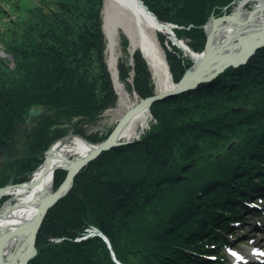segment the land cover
<instances>
[{
	"label": "trees",
	"instance_id": "trees-1",
	"mask_svg": "<svg viewBox=\"0 0 264 264\" xmlns=\"http://www.w3.org/2000/svg\"><path fill=\"white\" fill-rule=\"evenodd\" d=\"M1 1L8 7L0 3V43L13 65L0 57V152L28 107L55 112L37 121L22 156L5 161L0 154V187L10 179L27 182L48 146L69 134L104 139L108 131L92 128L116 102L103 0ZM142 1L159 21L182 27L173 28L175 35L201 51L209 15H221L239 0ZM158 39L178 82L190 61L170 41L166 46L164 35ZM120 43V80L140 98L152 95L141 52L129 54L123 34ZM150 111L155 122L139 140L102 151L76 174L46 212L37 254L27 264H117L112 252L123 264H213L193 252L212 251L205 243L221 238L214 228L228 227L239 214L235 208H247L243 200L264 192V46L245 64L153 102ZM65 175L55 171L54 189ZM92 227L111 248L100 235L87 236Z\"/></svg>",
	"mask_w": 264,
	"mask_h": 264
},
{
	"label": "bare ground",
	"instance_id": "bare-ground-1",
	"mask_svg": "<svg viewBox=\"0 0 264 264\" xmlns=\"http://www.w3.org/2000/svg\"><path fill=\"white\" fill-rule=\"evenodd\" d=\"M107 2L128 13L133 28V33L130 34L132 46L141 49L152 68L157 90L170 89L173 86V80L163 53L154 38L155 31L168 34V28L148 14L138 0H106ZM246 3L247 1L242 2L223 19H209L205 27L206 44L200 52L192 54L193 63L179 83L180 86H186V83L191 82L194 72L199 68L202 71L201 75L205 77L228 61L244 57L248 54L244 47L248 43L255 45L256 40L261 38L259 33L264 30V1L259 0L253 3L252 8L244 12ZM248 35L250 41L246 39ZM239 50L241 52H238ZM185 54L189 55L187 51ZM10 58L11 62L12 56ZM201 59L207 60V64L200 63ZM200 64H202L201 67ZM110 68L117 77L114 61L110 64ZM148 115L147 108L133 113L120 129L118 139L126 140L136 136V126L146 123ZM95 149H97L96 144L84 139L73 140L70 144L56 143L51 147L46 161L41 163L29 182L0 192V197L6 194L11 196L0 208V264H14V260L19 262L24 254L29 253L27 247L21 253L19 250L27 241L31 223L39 208L54 190V172L58 168L70 170L78 160ZM71 153L76 154L78 159H72L69 156ZM91 231L94 235L98 234L95 230ZM92 232H88L87 236H90Z\"/></svg>",
	"mask_w": 264,
	"mask_h": 264
},
{
	"label": "rangeland",
	"instance_id": "rangeland-1",
	"mask_svg": "<svg viewBox=\"0 0 264 264\" xmlns=\"http://www.w3.org/2000/svg\"><path fill=\"white\" fill-rule=\"evenodd\" d=\"M244 1H247L246 3V6H245V10L244 12H248L249 9L252 8V5L253 3L255 2H258L259 0H239L238 2L234 3L231 8L224 12L223 14L221 15H209L208 19L204 22V24L202 25V29H203V32H204V35H205V42H204V46L206 44V41H207V35H206V23L209 21V19H217V18H223V17H226L228 16L229 14H231L233 12V10L235 9V7L239 6L242 2ZM264 1V0H262ZM0 3L4 6V9L6 10V8L8 7V5L4 2H2L0 0ZM8 12V11H7ZM126 12V11H125ZM122 9L118 8L117 6L115 5H112L110 3H106V0H103V8H102V19H103V25H102V28L104 30V33H105V36H106V49H105V57H106V65H107V69L109 71V74H110V79H111V83H112V87L114 89V92L116 94V102H115V105L107 110H105L102 114H101V117L99 118V120L97 121V123L93 126V131H96V132H99L100 134H104L106 133L107 134V131H108V135L111 133L112 129L114 128V126L116 125V123L118 122V120L132 107H134L135 105H137L141 100H143L144 98H140L138 96V94L132 89V90H128L125 86V83L122 82L119 78V73H118V68H117V62H118V58L120 57V55H122V51H121V43H120V35L123 34L127 37V40H128V45H127V49H128V52L129 54H132L133 51L135 49H139V51L141 52V49L138 48V47H134L132 46V39L130 37V34H132L133 32V28H132V24H131V21L130 19L128 18V13L126 12L125 13ZM15 15V13H6V17L7 18H12L13 16ZM158 19V18H157ZM159 21V19H158ZM159 23H161L162 25H172V26H169L171 32L174 34L176 40L180 41L181 44H184L186 45V47L188 49H183L181 47H178L176 44H173L172 41H171V38H170V33L168 31V34L166 33H163V32H159V31H155L154 32V38L156 40V42L158 43L159 45V48L161 50V52L163 53V56H164V60H165V63L167 65V68L169 70V67H168V63H167V60H166V56H165V49L163 47V45H161L159 39H158V34H162L165 36L166 38V41L164 42L166 44V46L168 45V42L170 41V43L174 46H176L180 51V56L184 57L185 60H188L190 61V66L192 65L193 63V60L191 58L192 56V53H198L200 51H194L192 50L186 43H185V40H183L182 38H178L174 31H173V28L177 27V28H182V27H178L176 24H173L171 22H162V21H159ZM1 26V25H0ZM189 27V26H188ZM132 28V29H131ZM203 46V48H204ZM188 52L189 55L185 54V52ZM192 52V53H191ZM143 58L145 59L143 53L141 52ZM10 54H8L2 44L0 43V57H3V58H6L8 61H10ZM131 56H129V63H130V66H132V60H131ZM115 62V68H116V76H114V73H113V70L110 68V64L112 62ZM146 61V64L150 70V73H151V78H152V82H153V85H154V94H157L159 92H162V91H158L157 88H156V79L154 78V75H153V71H152V68L149 66V63L148 61L145 59ZM12 65L13 63L10 62ZM189 66V67H190ZM188 67V68H189ZM188 68L186 69V71L188 70ZM185 71V72H186ZM184 72V74H185ZM223 72V71H222ZM169 74L171 76V72L169 70ZM184 74L182 75V77L184 76ZM132 71H130L129 73V79L128 81L130 83H132ZM172 77V76H171ZM181 77V78H182ZM173 80V79H172ZM173 84L177 83V82H174L172 81ZM179 94V93H178ZM150 95V96H152ZM175 95V94H174ZM171 96V95H169ZM148 97V96H147ZM168 97V96H167ZM146 98V97H145ZM165 98V97H164ZM158 101V100H157ZM34 105H41V104H34ZM32 106V105H31ZM45 107V106H44ZM47 108V107H46ZM47 109H50V108H47ZM148 111H149V115H148V118H147V121L146 123L142 124V125H139V126H136V129L135 131L137 132V135L134 136L133 138H129V139H126L127 142H132L134 140H139L147 130L150 129V126L153 122V116L151 114V111H150V106L147 107ZM54 110V109H52ZM55 112V110H54ZM53 112V113H54ZM52 113V114H53ZM50 114V115H52ZM25 116V115H24ZM42 115L38 116L39 119L41 118ZM44 116V115H43ZM49 116V115H48ZM36 117V118H38ZM47 117V116H45ZM38 119V120H39ZM23 120H24V117L22 120L20 121H17L15 124H14V128H13V133H12V136L10 138V140L8 142H10L12 139H15L14 141V144L16 145V147L18 148L19 150V153H18V157L22 156V153L24 152V150L26 149V145L28 144V141L30 139H27L28 138V133H30V131L33 130V128L37 125V123H33L35 126H33L31 123V121H29L27 124H25L24 126H22V123H23ZM37 120V121H38ZM36 121V122H37ZM33 126V127H32ZM30 129V131H28V129ZM98 133V134H99ZM106 135V137L108 136ZM105 137V138H106ZM104 138V139H105ZM76 139H84L78 135H75V134H69L68 136H66L65 138H63L62 140H57V141H54L53 143H51V145L48 146V148L44 151V159L42 162H45L44 160L48 157V153L51 149V147L56 144V143H64V144H70L71 141L73 140H76ZM104 139H102L101 141H103ZM86 140V139H84ZM87 141V140H86ZM101 141L99 142H90L92 144H99ZM7 142V143H8ZM6 143V144H7ZM16 156V157H17ZM72 159H75L77 158L76 154L74 153H71L69 155ZM98 156V155H97ZM96 156V157H97ZM3 157V156H2ZM96 157H94L93 159H95ZM5 161H11V160H7L5 157H3ZM14 159V158H13ZM78 159V158H77ZM93 159H91L90 161H92ZM90 161H88L87 163H89ZM4 161H0V163H2ZM87 163L84 165L86 166ZM3 164V163H2ZM1 164V165H2ZM41 165V164H40ZM39 165V166H40ZM39 166L32 172L31 174V178L27 181L29 182L32 177L34 176V173L35 171L39 168ZM83 166V167H84ZM3 167V165H2ZM1 168V167H0ZM82 169V168H81ZM80 169V170H81ZM57 170H64L66 171L65 169L63 168H58ZM79 170V171H80ZM55 173V172H54ZM79 173V172H78ZM77 173V174H78ZM8 174V173H6ZM66 174H67V171H66ZM66 176V175H65ZM65 178V177H64ZM63 178V180H64ZM62 180V181H63ZM27 182H23V183H13L12 182V179H10L8 181V183L2 187H0V192H2L3 190H7L13 186H17V185H22V184H25ZM55 190V189H54ZM11 198V196L9 195H3L0 197V208L1 206L7 202L9 199ZM259 207H263L264 206V202H262L261 204L258 205ZM264 218V217H263ZM44 219V218H43ZM249 220H253V217L250 216L249 217ZM264 221V219H263ZM262 221V222H263ZM41 226V225H40ZM40 228V227H39ZM251 228V226L247 225V228L246 230H249ZM90 231V230H88ZM38 233V232H37ZM260 233V232H259ZM37 237V235H36ZM235 238V237H233ZM36 240V238H35ZM37 250V249H36ZM37 254V253H36Z\"/></svg>",
	"mask_w": 264,
	"mask_h": 264
},
{
	"label": "water",
	"instance_id": "water-1",
	"mask_svg": "<svg viewBox=\"0 0 264 264\" xmlns=\"http://www.w3.org/2000/svg\"><path fill=\"white\" fill-rule=\"evenodd\" d=\"M139 4L146 10V12L148 14H151L155 20L157 22L158 19L157 17L153 14L152 11H150L146 5L143 4V2L141 0H138ZM227 17V16H226ZM225 18V17H223ZM223 18H217V20L219 19H223ZM161 24V23H160ZM168 28V31L170 33V38L173 44H176L178 47H181L183 49H188L186 47V45L181 44L180 41L176 40L174 34L171 32L169 26L172 25H164ZM261 38H258L255 42V45H251L250 43H248V41H250V37L249 35L246 37L247 41V45L245 43V49L248 52L247 55H244V57H240L239 59H234V60H230L228 61L225 65H223L222 67H219L218 69L213 70L209 76H202L201 73L202 71L199 69H197V71L194 72L193 77L191 78V82L186 83V86H180L179 83L181 82L182 78H184V76L175 84H173V86L170 89H167L165 91L159 92L157 94H154L152 96H148L146 98H144L143 100H141L137 105H135L134 107L130 108L116 123V125L114 126V128L112 129L111 133L103 140L101 141L99 144H97V149H95L94 151H92L90 154H88L87 156H85L84 158L78 160L77 164L71 168L70 170L67 171V174L64 178V180L59 184V186L53 190V192L49 195V197L43 202V204L41 205V207L39 208V211L34 219V221L31 223V228L28 234V238L27 241L25 242L24 246L21 250H19V253H21L25 247H27V249L29 250L28 254H24L21 258L19 262H16L14 260V264H27L28 261L33 258L36 253V246H35V238L37 235V232L39 230V227L43 221V218L46 214V212L49 210V208L51 206H53L60 198H62L63 196H65L67 194V192L69 191L70 187L72 186L74 177L76 176V174L79 172V170L91 159H93L94 157H96L97 155H99L102 151H106L109 150L112 147H115L117 145L126 143L127 140H119L118 139V135H119V131L122 128V126L124 125V123L128 120L129 117L132 116L133 113L137 112L139 109H143V108H147L149 107L153 102L157 101V100H161L164 97H167L169 95H174V94H178V93H182L191 89H194L196 86H198L199 84L203 83V82H208L210 80H212L213 78H215L219 73H221L222 71H224L226 68L228 67H238L242 64H245L248 59L254 54V52L263 47L264 46V30L259 33ZM237 52V51H236ZM238 52H241V50H239ZM192 53V52H191ZM194 54V53H192ZM204 59V58H203ZM200 60V63H204L207 64V60ZM202 64H200L199 66L201 67ZM54 112V110L52 109H47L46 107H44L43 105H32L30 107H28L26 109V113L24 116V120L22 123V126H24L25 124H27L29 121H31L32 119L40 116V115H44V116H48L50 114H52ZM15 139H12L10 142H8L6 144V146L1 150L0 154L1 156L5 157L7 160H11L13 158H15L18 153L19 150L16 147V145L14 144ZM233 145V143H231L228 148H230ZM47 159V158H46ZM46 159L44 161H46ZM104 237V236H103ZM104 240L106 241V243L108 244V247L110 248V243L108 241V239L106 237H104ZM113 257H114V253L112 252ZM115 259V257H114Z\"/></svg>",
	"mask_w": 264,
	"mask_h": 264
},
{
	"label": "flooded vegetation",
	"instance_id": "flooded-vegetation-1",
	"mask_svg": "<svg viewBox=\"0 0 264 264\" xmlns=\"http://www.w3.org/2000/svg\"><path fill=\"white\" fill-rule=\"evenodd\" d=\"M39 119V117L38 118H34V119H32L31 120V123L30 124H32L33 126H35L33 123H37L36 121ZM32 126V127H33ZM28 129V128H27ZM28 131H30V129H28ZM28 139V138H27Z\"/></svg>",
	"mask_w": 264,
	"mask_h": 264
}]
</instances>
